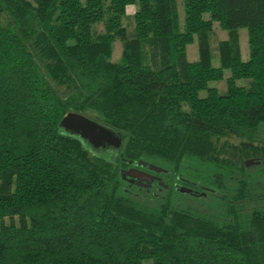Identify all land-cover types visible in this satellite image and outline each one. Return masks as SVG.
<instances>
[{
    "label": "trees",
    "instance_id": "obj_1",
    "mask_svg": "<svg viewBox=\"0 0 264 264\" xmlns=\"http://www.w3.org/2000/svg\"><path fill=\"white\" fill-rule=\"evenodd\" d=\"M183 6L181 27L177 0H0V264H264V163L249 167L251 181L240 156L255 163L264 142H243L235 156L220 141L264 140V0ZM214 21L228 37L212 47ZM115 38L122 54L112 61ZM34 47L53 61L48 74L72 87L68 99ZM221 80L224 92L208 85ZM68 111L119 135L115 164L101 157L88 167L89 144L59 125ZM132 164L158 168L157 188L170 197L184 186L215 211L126 194L121 169Z\"/></svg>",
    "mask_w": 264,
    "mask_h": 264
},
{
    "label": "rangeland",
    "instance_id": "obj_2",
    "mask_svg": "<svg viewBox=\"0 0 264 264\" xmlns=\"http://www.w3.org/2000/svg\"><path fill=\"white\" fill-rule=\"evenodd\" d=\"M177 3H178V16H179L180 26L183 27V24H184L183 0H177ZM135 9H136L135 5L128 6L126 16H124L122 19V24L125 26L126 30L129 33H132L133 29H134V21H133L132 14L135 11ZM205 18H207L206 14H205ZM6 21H7V15L2 14V16L0 18V24L2 26L6 25ZM95 29L97 32H103L104 31L103 22L96 23ZM237 33L239 35L241 58L243 60H246L248 58V54H249V46H248V42H247V31L245 28H238ZM227 37H228L227 31L222 29L219 26L218 22L214 21L213 26H212V32H211L212 47H215L219 41L225 40V39H227ZM35 44H37V43H34V45ZM33 53H34L35 60L37 61L38 65H39V68L44 73V75L47 77L48 81L50 82L52 87L55 89L57 94L60 96V98L61 99H68V96L72 92V87L69 86L67 83L61 82L58 77L52 78L48 74V69L50 67L49 65L53 64V61L51 60V58H49L47 51L43 50L39 47H34ZM121 54H122V42L120 39L115 38L113 43H112L111 60L117 61ZM186 55H187V59L189 61H194L198 58V48H197L196 37H194V40L192 43L187 45ZM212 64L217 66L219 64L218 58H214L212 60ZM228 75H229V71H225L224 79ZM235 83H236V85L247 86L249 84V81L247 79H237V80H235ZM208 85L217 88L220 92H224L226 90L225 80L211 81V82H209ZM200 95L204 96L205 91H201ZM88 116H90V115H88ZM90 118H91V116H90ZM116 135L119 136L118 134H116ZM262 138H263V136L261 135V136H258L255 140H247V139L242 138V137L235 135V134H228L224 137H221L220 141H224V146L226 149H228L229 155L235 153V156H238L239 155L238 151L242 147L241 144L243 142H245V143L252 142L253 146L261 147L263 142H264V140H260ZM87 149L89 151V153H88L89 156L87 158L88 167L98 168V165H97L98 161L96 160V158L101 159V157L108 158L112 163L115 164L114 158H115L116 149H114L112 147L111 148H104V149H100V148L95 149V148L91 147L90 145L87 147ZM240 156H243V158H242L243 161L252 160L251 158L247 157L246 155H243V153L240 154ZM255 162L256 163H252L248 167H246V168H248L247 175L251 176V181H255L257 179V176L255 175L253 170H250L249 167H254L255 165H260V164L264 163V157H261L259 159H255ZM128 166L123 167L122 169H125ZM251 169H254V168H251ZM160 178L162 179V181L165 180L162 175ZM158 186L159 185L156 186V184H153V186L149 188V191L146 189L140 190L137 187L129 186L127 184V182L123 180L120 187L122 190H125L126 194L134 197L135 199H137L139 201H142L143 203L149 204V205H157V203H161L163 201H171L174 205L185 206L189 209L198 210V211H201V212L206 213L208 215H209V212L211 214L213 211H215V209L213 207L214 204L212 203L211 199H209V198L204 197L202 199H199V198H201L200 197L201 195H198L199 197L198 196L195 197V196L187 195L189 193L183 194L181 191L178 190L177 187H176V189L178 191H173L172 197H170L169 194L164 191L167 189H159L158 190V188H157ZM178 187H181V186L178 185ZM182 188H186V187L182 186ZM4 220H8V218L6 217V218H4ZM14 220L16 221V218H14Z\"/></svg>",
    "mask_w": 264,
    "mask_h": 264
},
{
    "label": "water",
    "instance_id": "obj_3",
    "mask_svg": "<svg viewBox=\"0 0 264 264\" xmlns=\"http://www.w3.org/2000/svg\"><path fill=\"white\" fill-rule=\"evenodd\" d=\"M59 125L67 132L78 135L93 148H104L106 146L118 148L121 145V138L114 131L80 112L68 111ZM252 163V160L244 161L245 167ZM150 167V169L160 172L158 168Z\"/></svg>",
    "mask_w": 264,
    "mask_h": 264
},
{
    "label": "flooded vegetation",
    "instance_id": "obj_4",
    "mask_svg": "<svg viewBox=\"0 0 264 264\" xmlns=\"http://www.w3.org/2000/svg\"><path fill=\"white\" fill-rule=\"evenodd\" d=\"M109 148V147H105ZM151 166V165H150ZM149 165L147 164H132L131 166L121 169L122 179L127 182V184L131 187H137L138 189H146L149 191V188L153 186V184L162 186V179L160 178V174L158 172L150 169ZM166 188L167 186L164 185ZM183 194L189 193L187 195H192L197 197L199 194H196L197 191L191 190L189 188H180Z\"/></svg>",
    "mask_w": 264,
    "mask_h": 264
}]
</instances>
